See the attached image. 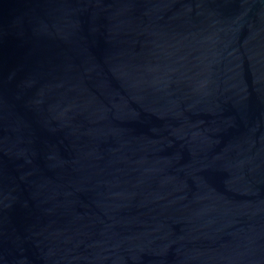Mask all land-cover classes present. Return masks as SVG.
Returning <instances> with one entry per match:
<instances>
[{
    "label": "water",
    "instance_id": "obj_1",
    "mask_svg": "<svg viewBox=\"0 0 264 264\" xmlns=\"http://www.w3.org/2000/svg\"><path fill=\"white\" fill-rule=\"evenodd\" d=\"M0 264H264V0H0Z\"/></svg>",
    "mask_w": 264,
    "mask_h": 264
}]
</instances>
